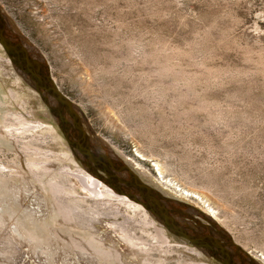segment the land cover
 Returning <instances> with one entry per match:
<instances>
[{
  "label": "rangeland",
  "instance_id": "374dc122",
  "mask_svg": "<svg viewBox=\"0 0 264 264\" xmlns=\"http://www.w3.org/2000/svg\"><path fill=\"white\" fill-rule=\"evenodd\" d=\"M0 2L46 56L62 92L84 116L93 150L108 158L122 182L135 177L121 169L115 147L136 159L140 151L153 174H160L159 163L169 169L159 177L204 192L236 241L264 253V0ZM1 142L0 165L13 164V148ZM77 161L92 175L94 167ZM1 202L3 218L14 214ZM26 206L34 218L23 216L25 228L18 224L25 236L41 226L37 207ZM23 248L13 264L47 263L41 249L36 256ZM236 257L249 264L247 256Z\"/></svg>",
  "mask_w": 264,
  "mask_h": 264
},
{
  "label": "bare ground",
  "instance_id": "6f19581e",
  "mask_svg": "<svg viewBox=\"0 0 264 264\" xmlns=\"http://www.w3.org/2000/svg\"><path fill=\"white\" fill-rule=\"evenodd\" d=\"M0 8L10 30L22 39V45L35 60L48 65L49 75L61 90L57 79L52 75V67L50 69L46 56L25 39L26 36L1 2ZM0 55V144H3L1 141L8 143L17 158L13 164L0 165V200L8 206L10 204L14 211V214L5 212L4 218L7 221L0 215V263L13 264L22 254L19 248L27 247L30 255H38V250L41 249L47 259L46 264H68L71 261L73 264H221L207 251L181 235H175L162 221L153 217L141 204L139 197L146 198L144 195L128 196L115 188L119 178L107 168L108 158L103 159L97 150H93L94 143L86 134L84 139L80 138L75 116L72 118L73 123L67 121V111L63 103L46 92L43 96L33 81H29L30 77L24 76L26 74L12 64L1 44ZM45 104L50 107L52 114ZM72 105L74 112L80 115L73 103ZM5 106H9L11 110H6ZM42 113H45L47 119L41 118ZM80 116L86 132L90 133L84 116ZM53 120L57 126L52 124ZM65 121L70 127L69 134L61 130V124ZM65 139H75L78 147L92 152L90 154L96 159L94 163H102L110 180L99 175L93 166L81 162L93 168H88L92 175L89 174L83 164L77 161L78 157L71 142ZM115 148L129 164L126 165L123 158H116L121 163V169L130 176L136 177L137 174L140 177L135 178L136 181L124 182L125 184L137 186L141 182L151 186L158 191V195H154L169 209H173L172 212L177 214L179 221L187 219L190 225L202 229L199 231L197 227L191 226L189 233L198 238L203 236L205 242L212 244L219 242L216 235L218 233L227 240V245L231 246L235 254H241L239 251L242 248L253 257L251 259L247 255L250 264H264V253L250 252L236 241L229 225L221 221L220 212L210 203L204 192L182 187L183 185L176 184L172 179L159 177L158 175L169 170L167 166L159 163L157 166L160 174H153L145 166L147 156L140 151L141 157L136 159ZM23 151L27 155L26 159ZM111 156V159L115 157ZM33 200L39 203H33ZM179 201L190 205H181ZM26 204H33L38 208L33 213L42 226V229L38 228L40 224L37 227L39 222H35L36 232L26 229L27 236L21 234L23 231L19 227L20 223L23 226L27 224L23 221V216L30 219L32 217ZM192 214L197 215L202 222L192 217ZM207 224L215 232H211ZM13 225L14 228L10 229ZM55 227L60 230L61 235L56 232ZM63 233L67 236L62 237ZM70 234L76 235L77 239L68 237ZM228 235H231L229 239ZM58 257L66 258L67 261H59ZM233 261L235 260L231 257L229 262Z\"/></svg>",
  "mask_w": 264,
  "mask_h": 264
},
{
  "label": "water",
  "instance_id": "95a60500",
  "mask_svg": "<svg viewBox=\"0 0 264 264\" xmlns=\"http://www.w3.org/2000/svg\"><path fill=\"white\" fill-rule=\"evenodd\" d=\"M0 43L5 48L8 57L11 59L12 64L17 66L20 71H22L24 74L28 75L30 79L35 84L36 88H38V91L45 96L44 92L47 94H50L51 96L55 97L57 100L63 103L66 111H67V121L68 118H71L73 120V116H75L77 120V125L79 128V135L81 139L85 138V134L87 137H89L88 132H86L84 128V124L82 122L81 116L79 114H76L74 112V108L72 105V102L69 100V98L64 95V93L58 88L57 84L54 82V80L51 78V76L48 73V65L44 62H38L35 60L32 55L24 48L22 45V39L14 33L12 30H10L8 23L3 17V14L1 12L0 8ZM50 108V107H49ZM50 110V109H49ZM51 111V110H50ZM52 112V111H51ZM67 121L61 124V128L64 131L65 134H69L70 127L67 124ZM70 122V121H69ZM73 123V121H72ZM68 138V137H66ZM70 141V139H67ZM74 141H76L74 139ZM73 140L71 142V146L78 157V159L81 162H86L87 164L92 166V162H95V158L92 156V152H90L87 149H82L77 146V143ZM76 143V144H75ZM94 159V161H93ZM98 161V160H97ZM102 163L98 161L97 163H94L95 166H93L97 173L101 175L104 179L109 180V177L105 174L104 168L101 165ZM110 166H107V168ZM103 171V172H102ZM111 171V170H110ZM114 173V172H112ZM114 175L119 178V182L116 183L115 188H118L122 191L123 194H127L128 196H135L138 197L140 194L145 196L146 198L139 197V199L142 200V205L151 213L156 215L158 219H161V221L167 226L169 230H171L175 235L182 236V238L186 239L187 241L191 242L192 244L200 247L201 249L207 251L209 254H211L214 258H216L221 264H246L245 262H239L237 259V255L241 256H247L251 259L253 257L246 251L241 248L239 251L241 254H235L234 251H232L230 248V245H227L226 242L220 241L216 244L207 243L204 241V237L200 236L199 238L194 236L193 234L189 233V229H191V226H186L184 224V221H179L177 219V214L173 213L171 209L168 208L167 205H165L161 199L156 197L154 194H157L158 191L151 186L144 184V183H138L137 186L135 185H128L122 182L124 179L119 177L116 173ZM136 178V177H135ZM114 188V189H115ZM157 191V193H156ZM144 192L146 194H144ZM147 195V196H146ZM158 195V194H157ZM155 196V197H154ZM170 200V199H169ZM172 200V199H171ZM181 205H190L186 202H180ZM172 218V219H171ZM230 237L227 236V239ZM227 245V246H226ZM230 248H227V247ZM233 258L235 261L233 263L229 262L230 258ZM247 256V261L250 264V258Z\"/></svg>",
  "mask_w": 264,
  "mask_h": 264
}]
</instances>
